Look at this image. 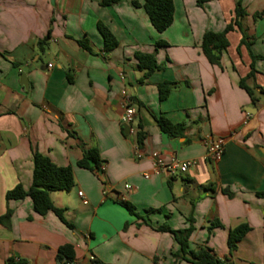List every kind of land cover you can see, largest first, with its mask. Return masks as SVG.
<instances>
[{
  "label": "crops",
  "instance_id": "0c3cea01",
  "mask_svg": "<svg viewBox=\"0 0 264 264\" xmlns=\"http://www.w3.org/2000/svg\"><path fill=\"white\" fill-rule=\"evenodd\" d=\"M237 1L198 7L196 0H173L172 24L158 33L143 0L106 7L101 0H0V217L12 211L9 226L0 224V264H58L65 244L74 264H173L178 245L156 228H186L188 217L190 249L205 246L228 258L225 264H264V58L253 61L248 77L251 54L264 57V15L254 18L264 0H241L246 14L227 34L218 65L200 49L205 33L222 32L234 19ZM98 21L118 42L110 51ZM136 53H155L163 69L144 78ZM163 82L177 86L160 101ZM128 106L134 117L125 134ZM160 116L183 124L182 136L162 133ZM138 125L145 134L140 148ZM216 138L224 139V153L208 162L205 145ZM90 148L104 162L102 174L77 166ZM34 152L72 169L74 186L50 199L73 229L52 212L34 213L29 198L5 199L17 184L31 186ZM154 152L164 163L194 165L183 174L156 170ZM241 225L250 229L229 256L228 233Z\"/></svg>",
  "mask_w": 264,
  "mask_h": 264
},
{
  "label": "trees",
  "instance_id": "16d2710c",
  "mask_svg": "<svg viewBox=\"0 0 264 264\" xmlns=\"http://www.w3.org/2000/svg\"><path fill=\"white\" fill-rule=\"evenodd\" d=\"M209 1L213 0H196V5L201 7ZM118 2L119 0H101V5L106 7ZM132 4L134 6H138L136 2H133ZM142 7L151 26L154 30H156V32L162 33L172 24L174 14L173 0H143ZM245 14L246 12L241 5V0H238L234 10V19L226 25L224 30L219 33L207 32L203 35L200 49L210 64H219L221 53L228 47V41L226 38L227 34L232 31L234 27L240 28V21L244 18ZM262 15H264V10L258 13L254 18H259ZM97 30L103 40V48L105 51H110L118 45V42L113 34L100 21L97 22ZM47 39L48 36L38 42V47L41 50L43 49V45H45ZM240 43L244 44L243 38ZM80 44L85 49H88L85 42H80ZM163 45H165V42L163 41L156 43V46ZM135 58L137 60L138 69L145 72L144 78H147L152 73L163 69V66L157 63L155 53H136ZM251 58V72L248 74V77L252 75L254 70L253 61L264 57L254 56L251 54ZM239 85L247 92L252 101H254L253 90L244 84L243 79L240 81ZM176 86L177 83L175 82H163L158 84L157 89L159 100H165L171 90ZM156 121L160 131L167 134L169 137L175 138L182 136L185 130L183 124H172L162 116L158 117ZM144 136L145 134L142 132L141 126L138 125L136 132V145L138 148L142 146ZM77 166L102 174L103 170H101V167L104 166V162L100 160L97 150L95 148H90L84 152L83 157L77 162ZM73 186L74 176L70 167H58L52 163L48 157L34 152L31 186L28 190H24L20 184H17L13 189L5 194V199L9 201L29 198L34 213L39 216H45L48 212H52L62 224L69 229H73V225L70 224L64 216V210L56 208L50 199V193L68 192ZM223 192L228 194L227 190H223ZM228 196H231V194L229 193ZM117 203L123 206L130 214H133L132 207L128 203L122 200L117 201ZM11 215L12 211L7 209L5 214L0 217V224L8 227ZM187 222L188 226L186 228L178 230H172L165 224L156 228V231L170 233L178 245V250L172 253V258L174 259L173 264H179L183 261L190 264H225L227 260H229L228 258L224 260L218 259L212 251L205 246H197L194 249L189 248V237L194 230L192 217H188ZM249 229L250 228L247 225H241L229 231L227 239L229 256H231V253L236 249L237 243L249 231ZM56 261L58 264H74V250L72 245L65 244L59 247L56 254ZM6 264H25V261L9 258L6 260ZM94 264L100 263L94 262Z\"/></svg>",
  "mask_w": 264,
  "mask_h": 264
},
{
  "label": "built area",
  "instance_id": "2783aa9c",
  "mask_svg": "<svg viewBox=\"0 0 264 264\" xmlns=\"http://www.w3.org/2000/svg\"><path fill=\"white\" fill-rule=\"evenodd\" d=\"M125 99L128 102V97L125 95ZM134 117V110L131 106L126 107L122 117H121V123L130 125V123L133 121ZM224 146L225 141L223 138H216V139H210L206 142L205 145V155L204 159L208 162H217L221 159L223 153H224ZM151 157L153 159V166L156 170H163L169 174H176L180 173L183 174L188 171L189 167L194 165L193 161H185V162H177L172 161L170 163H164L162 159L159 158L158 153L154 152L151 154ZM104 169V166L101 167V170ZM145 179L148 178V176H144ZM126 189H129V185H125ZM104 190V194H105ZM73 264V263H71Z\"/></svg>",
  "mask_w": 264,
  "mask_h": 264
},
{
  "label": "water",
  "instance_id": "95a60500",
  "mask_svg": "<svg viewBox=\"0 0 264 264\" xmlns=\"http://www.w3.org/2000/svg\"><path fill=\"white\" fill-rule=\"evenodd\" d=\"M20 82H21V84H22L23 86L26 87V77H25L24 74L21 75ZM122 128H123V131H124L125 134H128V133H129V126H128V125L123 124V125H122Z\"/></svg>",
  "mask_w": 264,
  "mask_h": 264
}]
</instances>
